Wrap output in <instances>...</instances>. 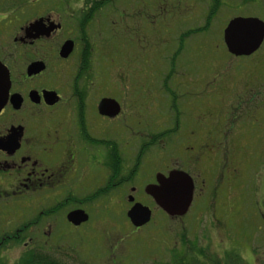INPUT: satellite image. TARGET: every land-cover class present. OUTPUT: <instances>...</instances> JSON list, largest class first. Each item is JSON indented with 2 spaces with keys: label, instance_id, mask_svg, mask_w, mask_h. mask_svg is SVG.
<instances>
[{
  "label": "flooded vegetation",
  "instance_id": "obj_1",
  "mask_svg": "<svg viewBox=\"0 0 264 264\" xmlns=\"http://www.w3.org/2000/svg\"><path fill=\"white\" fill-rule=\"evenodd\" d=\"M172 1L0 0V67L8 74L0 106V264H264V249L243 248L238 229L224 234L214 220L216 213L248 208V196L264 208V72L244 62L240 91L226 105L216 89L201 95L196 75L149 77L140 87L159 81L161 96L136 95L135 74L115 72V58L96 56L109 31L136 35L147 28L140 17L180 16L183 0ZM190 1L193 16L211 20L228 0ZM238 1L242 10L231 8L237 13L222 34L236 17L264 24V0ZM127 37L128 45L134 42ZM224 47L255 65L264 56V38L249 55ZM171 81L190 92L169 91ZM172 171L193 182L186 214L203 207L210 212L205 225L219 229L198 240L199 247L196 219L189 239L184 215L169 217L145 191L157 174L167 178ZM121 203L125 223L104 216ZM135 203L151 210L141 226L127 217ZM151 203L179 226L171 248L165 223L159 250L137 238L155 234ZM75 210L86 220L70 221Z\"/></svg>",
  "mask_w": 264,
  "mask_h": 264
},
{
  "label": "rangeland",
  "instance_id": "obj_2",
  "mask_svg": "<svg viewBox=\"0 0 264 264\" xmlns=\"http://www.w3.org/2000/svg\"><path fill=\"white\" fill-rule=\"evenodd\" d=\"M169 2L171 4L173 1L169 0ZM182 2L185 10L180 16L165 15L138 18V21L147 28L138 31L136 35L126 33L122 37V33L116 34L111 31H109L111 34L105 33L106 40L104 39V42H101L100 45L102 51L100 50V53L96 56L103 60L115 58V72L135 74L137 87L135 85L132 93L135 92L136 95L139 94L140 90H145L147 93L152 92L158 97L161 96L159 81L147 82V88L140 87L146 82L145 80H149V77L150 80H159L162 74L173 73L180 75V77L183 76L185 79H192L191 76L196 75V78L199 77L203 82L202 84L200 81L201 86L196 89L202 92L201 95L211 94V90L216 89L221 97H225L227 100L226 105H231L236 100V93L240 91V80L244 79L243 75L246 73L243 66L244 62L249 61L247 63L248 69L254 68V71L251 72L255 74L261 75L264 72V56L262 59L260 57L256 59L255 65L250 59H247V61H243L241 58L235 59L225 51L222 28L225 27L227 20L237 13L236 9L238 11L242 10L241 3L238 0L220 2L217 18L209 20V18H204L202 15H199V17L193 16L190 8L187 7V4L191 2L190 0H183ZM200 4L202 5V3ZM252 8H250L251 11L254 10ZM247 10H249L248 7ZM200 26L204 29L199 28L200 31H198L197 27ZM127 35L132 41L134 40L132 43H129L128 40L129 45L125 41L128 38ZM151 75L158 77H151ZM200 82H197V84ZM253 82L257 84V78H254ZM186 84L187 82H185V86ZM168 88L169 91L171 89L176 90L173 92L177 95H183L185 89L190 92L189 88L185 87L184 89L179 82L171 81ZM177 90L182 91L177 92ZM231 96L233 97L230 98ZM179 102L182 103L183 101L180 100ZM155 106L159 110L158 113H162L163 104L161 101L156 99ZM156 132H158V129H156ZM249 177L252 179V174ZM138 196L142 198L140 195ZM247 202L249 203L248 208L236 209L229 214L216 213L214 220L219 222L218 228L224 234L233 226L234 229H238L239 232L237 233L236 230L234 236L238 235V239L247 244V247L243 248L248 249V247L252 248L254 246L260 251L264 249V217L262 218L264 208L253 206L251 196L247 197ZM151 206L154 209L152 218L157 220L156 228L153 229L155 234L152 235L147 231H143L137 238L144 243L148 250H159L163 240L160 234L163 228L161 224L165 223L168 226V246L171 248L177 238L175 233L179 230V226L169 218L167 219V216L162 214L153 203H151ZM125 208H127L125 203H121L117 206V210H114V214L105 211L104 216L119 219L122 223H125ZM209 214V210L196 206V210L195 207H191V210L183 217L184 223L187 224L185 233L188 234L189 239L194 237L195 232L191 224L196 219V247L199 244L198 240L201 241L205 236H209L214 232L210 225H205V223L207 224L206 220L210 219ZM205 226L206 229H203ZM149 228H152V225ZM216 232L219 233V229ZM177 234L181 236V233L178 232Z\"/></svg>",
  "mask_w": 264,
  "mask_h": 264
},
{
  "label": "water",
  "instance_id": "obj_3",
  "mask_svg": "<svg viewBox=\"0 0 264 264\" xmlns=\"http://www.w3.org/2000/svg\"><path fill=\"white\" fill-rule=\"evenodd\" d=\"M263 38L264 24L256 19L236 17L229 21L223 31L227 50L236 56L251 54L260 46ZM7 83L8 74L0 67V106L7 98ZM156 178L157 184L148 185L146 193L169 217L185 215L193 197L194 186L190 176L182 171H172L167 178L162 174H157ZM82 213L80 210L72 211L68 214V219L73 222L86 220V214ZM127 217L134 226H141L150 220L151 210L135 203L127 211Z\"/></svg>",
  "mask_w": 264,
  "mask_h": 264
}]
</instances>
